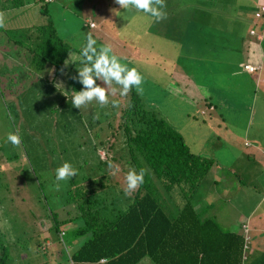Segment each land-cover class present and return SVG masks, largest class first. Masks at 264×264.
<instances>
[{
    "label": "trees",
    "instance_id": "obj_1",
    "mask_svg": "<svg viewBox=\"0 0 264 264\" xmlns=\"http://www.w3.org/2000/svg\"><path fill=\"white\" fill-rule=\"evenodd\" d=\"M5 1L9 2L8 8L11 9L22 4L21 0ZM36 1L40 3L41 13H46V22L30 26L40 34L33 46L27 48L31 55L27 62L28 66L33 70L46 73V77L53 81L62 74L60 69H62L66 56L69 53L76 56L75 63H71L69 66L70 74L62 76L63 85H60L64 86L65 90L60 91L64 96L62 100L64 102L61 103L62 106L51 108V112L53 109L56 111L47 118L46 135H54L52 125H57L55 119L61 116L64 120L61 124L64 126L54 127L55 132L61 129L68 138H73L75 135L77 136L79 131L77 125L83 114V110L79 112L72 106L71 101L72 93L75 90H82L83 87L77 79H73L78 75L77 68L83 66L79 63V54L83 46L76 50L63 42L56 34L54 24L48 14L49 11L47 8L46 11L43 8L45 4H42V2L48 3L52 0ZM170 1L177 8H174V12L172 9H166L167 18L164 19V23L161 21L159 26H155L154 23L157 22L147 15L148 29L141 31L138 27L134 28L138 35L133 38L135 37L134 40L139 38L137 40L140 43V48L141 44L146 45V52H144L145 48L140 49L138 45L130 42L132 41L131 37L126 38V35L124 36L119 31L113 32L109 38L110 40L116 38L118 41L115 43L124 45V49L126 46L129 51L134 52L137 48L143 51L144 55L141 57L139 69L148 75L153 73L154 79L158 76L159 80L161 78L165 80L166 76L171 82L166 85L172 91L169 94L191 101L192 104L200 103L201 96L205 94L203 99H208L201 103L198 114L216 120L215 125H222V128L228 131L227 123L224 125L222 115L226 110L232 112L233 108L232 110L229 106L220 108L219 104H216L210 92V87L214 82L211 81L208 74H205L206 72L198 73V70L193 68L197 67V64L189 62V56H191L196 61L203 63L205 58L199 57V53H203L210 47H213L214 52L222 48L218 42H215L217 36L220 37L219 27L213 20H210L208 11L203 5L192 7L182 4V0ZM257 1L246 0L247 3L244 5L246 8L242 9H247L252 14V18L246 23H249V29L255 30V33L245 31L242 34L241 31H237V34L232 36L239 41L237 45L231 47V55L236 68L239 66L242 69L237 63L242 53V41L255 43L264 53V34L261 35L262 40H256L258 27H263L264 30V12L260 11L259 15H256V8L263 1L258 6L256 5ZM199 3L204 2L199 0ZM165 4L167 6V0H165ZM186 8L190 9L183 11ZM171 14L173 15L171 16ZM225 35L231 37L226 30ZM246 36L247 39H244ZM244 52H249L252 55L256 53L252 43L248 49L246 45ZM157 58L163 59L164 65L167 67L164 66L163 69ZM211 59L207 68L214 67L217 72L225 70L226 67L230 68L228 58L223 53L211 57ZM144 61L149 63L145 65ZM262 64L264 69V56ZM243 71L245 70L242 69V73ZM217 72L213 73L216 75ZM242 76L244 81L249 83V79L245 78V73ZM206 79L208 84L205 82ZM97 83L103 86L101 81L98 80ZM237 84L236 87H241L242 83L237 82ZM115 86L120 89L119 85L113 84V87ZM251 87L253 86L251 85ZM240 95L239 93L237 96ZM261 96L264 99V95ZM122 98V100H118V96L109 94L110 103L107 107L102 108L99 105L93 109L91 105L85 107L87 110L85 113L86 125L89 127L91 125L98 126L99 132L103 129L105 133L111 134L110 137L114 136V139L109 141L104 149L106 154L104 160L98 156L99 161L96 163L84 162L86 168H83L82 180L87 181H84L83 185L70 194L66 193L70 192L71 188L63 192L61 188L56 190L55 187L41 186V193L46 188L42 194L43 198H46L47 194V197L52 201L58 202L55 209L49 208L47 203L37 204L38 201L33 198V202L38 205L37 208L43 212L42 216L49 218L50 225L47 230L53 229L52 233L55 234L62 246L65 241L74 244L71 251L66 249V252L64 249L68 257L67 260L70 264H137L144 258L150 259L155 264H244L247 259H242L241 247H247L249 238L244 240L243 234L236 230H229V225H222L221 218H216L217 209L212 210L213 198L206 202L205 199H201V201L195 199L196 191L199 190L201 184L203 187L205 183L210 187L213 184L216 188L217 178L220 182H226L221 173L222 165L213 157H206L190 151L182 135L167 124L164 117L154 111L155 109L146 103L143 97H139L134 88L126 97L122 96ZM211 99L213 100L211 101ZM111 101L118 102L117 106H113ZM120 101H122V105H120ZM66 102L70 104L64 106ZM90 110L93 114H90L92 113ZM262 112L264 113V109ZM3 114L9 120L6 110ZM14 119L16 121V116ZM218 119L220 122H217ZM115 120L117 123H112ZM21 121L23 126L28 123H23L24 119ZM102 123L106 125L102 126ZM10 125L14 129L11 123ZM66 126L73 127L67 130ZM98 136L99 134L96 135V137ZM217 137L221 136L218 134ZM99 142L103 145L107 140L101 139ZM87 144V141L82 142V145ZM2 148L0 145V173L9 176L7 167L3 168V163L12 160L11 158L18 153L12 151V154L5 153ZM84 151L82 150V153ZM55 159V152L46 146V164L54 165ZM62 164L60 163L57 167ZM110 164L112 167H109ZM214 167L217 168L211 173ZM117 168L118 171H116ZM141 168L148 170L145 182L137 191L126 196L124 189L126 188L127 173L131 169L139 172ZM56 169L55 167L53 172L54 181H56ZM257 171V174L263 172L259 169ZM114 172L115 174H113ZM238 180L239 182L242 180L241 176L238 177ZM106 182L107 185H105ZM96 188L97 190H95ZM218 189L220 190V187ZM210 192L214 191L210 190ZM0 193H2L1 190ZM18 198L21 200L22 196L19 195ZM6 201H8L7 197L0 194L1 216L4 220H9V228L5 226V230L0 232V264L8 263L7 246L9 245L5 242V232L13 234V245L18 254H23L24 251L27 255L33 254L29 253V249L31 250L30 239L19 237L18 230L29 227L23 219L18 222L17 211H20V205L13 202V199H11L12 202L9 201V204L5 203ZM6 204H12L17 211L7 212ZM197 204H203V206L196 208ZM26 205L23 204L21 211L30 216ZM29 223L32 227L33 219ZM26 242L28 243L26 244ZM259 264H264V253L259 258Z\"/></svg>",
    "mask_w": 264,
    "mask_h": 264
},
{
    "label": "rangeland",
    "instance_id": "obj_2",
    "mask_svg": "<svg viewBox=\"0 0 264 264\" xmlns=\"http://www.w3.org/2000/svg\"><path fill=\"white\" fill-rule=\"evenodd\" d=\"M201 1L204 3L200 4L199 0H182L181 3L192 7L203 5L208 11L210 20H213L219 27L221 38L217 36V41L215 42H218L222 48L214 52L213 47H210L203 53H199V57L205 58L203 63L196 61L191 56H189V62L197 64V67L193 68H196L198 73L206 72L205 74L210 76L211 81L214 82L210 87V92L220 108L228 106L226 99L221 96L222 94H230V104L235 102L233 111L226 110L222 115L224 125L227 123L228 131L223 129L222 125H215L216 120L208 119L198 114L201 103L208 99H203L205 94L201 96L200 103H194L196 104L194 105L191 101L169 94L172 91L166 85L171 82L166 76L165 80L161 78V81L158 76L154 79L155 75L153 73L148 75L144 70L142 72L139 69L141 57L147 50L145 48L146 45L143 43L141 48H145V50L144 52L140 51V43L137 40L139 38H136V40H134L135 37L133 38V36L138 35L134 28L138 27L141 31L148 29V21L146 19L148 14L138 12L135 9H122L115 0H52V2L48 3L41 2L43 5L45 4L43 8L48 9L56 34L63 42L78 50V48L86 44V37L91 33L97 41L96 46L110 45L112 53L120 58L122 64H126L128 68H136L142 74L144 78L142 84L143 93L138 94V96L143 97L145 102L155 109H153L154 111L164 117L167 124L182 135L190 151L206 157H213L215 161L222 165L221 173L224 175L226 182H220L215 177L217 178L216 187H220V190H217L218 193L215 194L217 191L213 184L211 187L206 183L204 187L201 184L199 190L196 191L195 199L200 201L205 199L204 201L206 202L213 198L212 210L217 209L215 212L216 218H221L222 225H238V222L241 221L236 231L243 234L245 240H247L249 231L251 232V223L248 226L245 218L249 215V221H252V219L259 218L264 212V196H262V194L264 195V156L262 154L260 157L256 155L250 144L253 143L258 147L264 144V124L258 123L260 120L258 116H264V113H260L261 110L258 109V106H254V102H251V84L244 81L242 69L239 66L235 67L236 65L231 55V47H234L239 42L235 37H232L237 34V31H241L244 34L245 31L255 33V30L250 32L249 27H247L249 23H246V17L242 15L245 11L242 9L246 8L244 6L247 3L246 0ZM8 3L5 0H0V11H4L7 14L6 28H0V96H2L0 97V145L5 153L12 154V151L18 154L12 157V160L6 161L3 166V168L7 167V175L9 176L0 173V190L2 191L0 194L7 197L8 201L5 203L9 204V201L12 202L11 199H13V202L20 205V211L14 209L12 204H6L5 206L7 212L14 213L17 211V214H19L18 222L23 219L28 224L29 227L22 228V230L19 229L18 233L20 234L19 237L30 239L31 250L28 249L29 253L33 254L27 255L25 251L23 254H18L13 245V234L5 232V242L9 245L7 246V264H70L64 249L65 251L66 249L71 251L74 244L65 241L64 246H62L60 241L56 239L55 234L52 233L53 229L51 228V231L47 230L50 225L49 218L42 216L43 212L37 208L38 205L33 202V198L38 201L36 202L37 204L47 203L49 208L55 209L58 206V202L52 201L47 197V194V199L43 198L42 194L46 189L45 187L41 193V186L55 187L56 181L53 179L54 168H58L57 166L60 163L69 162L78 170L76 177L67 182H59L63 192L71 188L70 192L66 194L73 193L79 186L83 185L84 181H87L82 180L84 175L83 168H86L85 163L93 164L98 162V156L104 160L106 155L104 149L109 144L108 142L114 139V136L110 137L111 134L105 133L103 129L99 132L98 126H87L85 123V113L87 111L85 107L77 109L79 112L83 110L82 118L77 125L79 130L77 136L68 138L61 129L55 132L54 127L64 126L61 124L64 121L61 116L55 119L58 124L52 125L54 135H46L47 118L56 111V109H53L51 112V108L62 106L61 103L64 102H62L64 96L60 91L65 90L64 86L57 85H63L62 76L70 74L69 66L76 59V56L73 53H69L66 56L62 69H60L62 74L53 81L46 77V73L33 70L27 64L29 57H31L27 48L33 46L40 32L30 28V26L44 24L46 22V13H41L40 3L36 0H21L22 4L12 9L8 8ZM174 8H177L176 5L167 0V6L164 11L172 9L174 12ZM113 9L119 13L117 14ZM189 9L186 8L183 11ZM246 12L247 19H251L252 14L247 9ZM87 21H92L94 26L89 28ZM162 22L164 23V20ZM162 22L159 21L154 24L159 26ZM225 30L231 37L225 35ZM118 31L123 33L124 36L126 35V38L128 36L131 37L132 41L130 42H133L136 46L138 45L140 49L137 48L132 52L126 46V49H124V45L116 44L115 42L118 41L116 38L112 37L113 40H110L109 37L113 32ZM263 34V27H258L256 40H262L261 35ZM244 39H247V36ZM220 53L221 55L223 53L228 58L230 68L226 67L225 70H218L219 72L215 71L214 69L216 68L214 67L212 69L210 67L207 68L208 63L211 62V57H216ZM245 54L247 55V53ZM70 56L72 59L66 65L65 61L69 60ZM157 61L162 64V68L164 66L167 67V65H164L163 59L157 58ZM147 63L149 62L144 61L145 65ZM262 68V64L259 63L257 66L258 72L252 75L259 76V71ZM213 72H217V74L215 75ZM222 79L224 80L220 82ZM205 82L208 84L207 79ZM237 82L242 83L241 87H236L238 86ZM232 85L236 86L233 87ZM115 87L119 89L118 86ZM263 87L264 85L261 86L260 93L264 95ZM118 92L114 96H118V100H122L123 98ZM239 93L242 94L241 98L236 96ZM2 98L3 100L1 101ZM236 100L239 102L238 105L242 107L250 106L253 112H248L246 108H242L237 112V109H235ZM260 103H264V100L261 99ZM69 104L66 102L64 106ZM90 105L92 109L98 106L95 101ZM120 105H122V101H120ZM5 110L9 114V120L4 117L3 112ZM90 111L92 112V110ZM90 114H93V112ZM14 116H16V121ZM248 116L249 118L251 117L254 123H250L251 125L245 128V124L251 122ZM23 119V123L28 122L25 126H23L21 121ZM217 122H220V120L218 119ZM10 123L15 130L12 129ZM112 123L117 122L115 120ZM101 125L105 126L106 124L102 123ZM72 127L66 126L67 130ZM12 132L21 137V145L19 147L6 142L7 135ZM97 134H99L98 137H96ZM218 134L221 136L220 138L217 137ZM101 139L107 140V142L102 145L99 142ZM83 141H87L88 144L82 145ZM100 144L101 146H98ZM46 146L55 152L56 159L52 169L50 168L51 164H46ZM82 150L85 151L82 153ZM41 151L44 152L43 155H41ZM215 168L217 167H214L211 173L214 172ZM257 169L263 172L257 174ZM48 174L51 175L48 176ZM34 175L45 178L38 177L36 181L33 178ZM17 176H20L23 182L17 180L15 178ZM239 176L242 178L240 182L238 180ZM105 185H107V182ZM228 185L230 187L233 186L227 188ZM253 185L255 187H252ZM210 190L214 192L212 193ZM19 195L22 196L21 200L18 198ZM23 200L24 202H22ZM23 204L26 205V210L30 212L31 217L21 211ZM203 204H197L196 208L202 207ZM31 219L34 221L32 227L29 223ZM8 222L9 220H4L0 212V232L5 230V226L9 228Z\"/></svg>",
    "mask_w": 264,
    "mask_h": 264
},
{
    "label": "clouds",
    "instance_id": "obj_3",
    "mask_svg": "<svg viewBox=\"0 0 264 264\" xmlns=\"http://www.w3.org/2000/svg\"><path fill=\"white\" fill-rule=\"evenodd\" d=\"M115 2L122 9H135L138 12L148 14L154 18L155 22L167 18V13L164 11L166 7L165 0H115ZM263 6L264 2L256 8V12H264V9H262ZM113 11L116 10L113 9ZM118 13L119 12H117V14ZM6 17L7 14L4 11H0V28H6ZM89 22L91 21H87V25ZM250 32H253L251 28ZM251 43L253 44V47L256 45L253 42ZM96 44V39H94L91 33H89L86 37V45L82 47L79 54V63L83 66L77 68L78 75L73 77V79H77L83 87L82 90H75L72 93V106L81 109L95 101L100 107H107L110 103L109 94L115 95L117 91H119L121 96L126 97L133 88L136 89L137 94H142V84L144 79L142 74L136 68H128L126 64H122L120 58L112 53L110 45H104L97 49ZM245 53H247L248 56L252 55L249 52ZM71 59L70 56V59L65 61V64L67 65L70 63L69 61ZM72 63H75V61H72ZM244 64L252 65L254 69L249 71L245 68ZM241 65L244 67V70L255 72L257 71L259 63L254 62L252 64L248 61H242L240 63V66ZM98 80L102 82L103 86L97 83ZM113 84L119 85L120 89L113 87ZM57 86L61 85L58 84ZM111 103L113 106H117L118 102L111 101ZM6 142L11 143L15 147H19L21 145V137L16 133H9ZM109 167H112V165L110 164ZM118 170L119 169L117 168L116 171ZM147 172L148 170L144 168H141L139 172L135 169L129 170L125 178L126 188L124 189V193L126 196H130L133 192L139 189V187L145 182V175ZM113 174H115V172ZM77 175L78 170L74 168L71 163L64 162L56 169L55 189H60L61 185L59 182H67Z\"/></svg>",
    "mask_w": 264,
    "mask_h": 264
},
{
    "label": "crops",
    "instance_id": "obj_4",
    "mask_svg": "<svg viewBox=\"0 0 264 264\" xmlns=\"http://www.w3.org/2000/svg\"><path fill=\"white\" fill-rule=\"evenodd\" d=\"M262 1L264 2V0H261V2H260V0H258L257 3H256V5L258 6L260 3H262ZM254 2H255V0H254ZM248 12H249V10H248ZM242 15L244 17H246V22H247L248 19H247V16H246L247 15L246 10L243 12ZM247 27H249V25ZM250 43L251 42H249V41L248 42H243V41L241 42L242 53L240 55L241 57L237 61V63L239 65H240V63L242 61H244V62H247L248 61L249 63H252V64L254 62L257 63V61H258V63H261L262 64V59H263L264 53L262 52V50L259 49V46L258 45H255L253 47V50L256 53H254L251 56H248V55L245 54L244 49L246 48V45H247V49H248ZM262 66H263V64H262ZM241 67L243 69V66L242 65H241ZM256 72H258V70L255 71V72H248L246 70L243 71V73H245V78L246 79H249V83L253 86V87H251L250 100H251L252 103L254 102V106H256V107L258 106V109L261 110L260 113H263L262 110L264 109V105H263V103H260L259 104V102H260L261 99H263L262 96H261L262 94L260 93V89H261V86L264 85V69L262 68L259 71V73H260L259 76L258 75H256V76L255 75H252V74H254ZM257 77H258V79H257ZM233 86H236V85H233ZM241 95L239 96V98L242 97ZM221 96H223L226 99V101L229 103L228 106L231 107V110H232V108H234L235 102L232 103V104H230L231 103V101H230L231 99H229L230 94L226 93V94H222ZM236 96H237V94H236ZM237 98H238V96H237ZM257 99H258V102H257ZM236 101H237V105L235 106V109H237V112H239L242 108L243 109L246 108V110L248 112H250V113H251V111L253 112V110L250 108V106L248 107V105H247L246 107H242V106L238 105V103H239L238 100H236ZM246 115H248V114H246ZM258 117L260 119L258 123L264 124V120H263L264 119V116H258ZM248 118H249V116H248ZM249 119L251 120V122H249L248 124H245V126H244L245 128H247L248 126H250L251 124L254 123V121L251 119V117ZM247 144H249V143H247ZM250 144L252 145V147H253L252 150H254V153L256 155H258L260 157V155L262 154L264 156V144L262 146H259V147L257 145H254L253 143H250ZM43 154L44 153L41 151V155H43ZM4 164H6V163L4 162L3 165ZM50 168L52 169L53 168V165H51ZM260 171L262 172V170H260ZM263 171H264V169H263ZM38 177L45 178L43 176H37V175H34L33 176V178L36 181H37V178ZM15 178L17 180L23 182V180H22V178L20 176H17ZM231 187H227V188H231ZM252 187H255V185H253ZM217 189H216V191H217ZM216 193H218V191L215 192V194ZM262 196H264V195L262 194ZM263 199H264V197H263ZM261 200H262V198H261ZM230 201H231V199H230ZM257 203H256V205H257ZM251 210H252V208H251ZM245 219L247 221L248 226L251 223V232L249 231V234H248L249 240L247 239L248 240L247 241L248 244H246L247 247H241V257H242V259H245V258L247 259V261H244V264H259V258L264 253V212H262V214L259 216V218L252 219V221H249L250 220L249 215ZM242 221L244 222V220H242ZM237 228H238L237 225H230L229 224V226H228V229L231 230V231H235V230H237ZM137 264H155V263H153L148 258H144V259H142Z\"/></svg>",
    "mask_w": 264,
    "mask_h": 264
},
{
    "label": "built area",
    "instance_id": "obj_5",
    "mask_svg": "<svg viewBox=\"0 0 264 264\" xmlns=\"http://www.w3.org/2000/svg\"><path fill=\"white\" fill-rule=\"evenodd\" d=\"M44 1H48V0H44ZM262 9H264V6L262 7ZM260 12H257L256 15H259ZM89 27H93L94 24L92 22H89L88 23ZM245 65V68L249 71L253 70L254 67L252 65H249V64H244Z\"/></svg>",
    "mask_w": 264,
    "mask_h": 264
}]
</instances>
